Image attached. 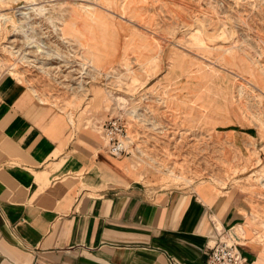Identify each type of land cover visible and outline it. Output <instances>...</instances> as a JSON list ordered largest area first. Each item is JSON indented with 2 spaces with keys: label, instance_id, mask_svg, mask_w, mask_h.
<instances>
[{
  "label": "rangeland",
  "instance_id": "374dc122",
  "mask_svg": "<svg viewBox=\"0 0 264 264\" xmlns=\"http://www.w3.org/2000/svg\"><path fill=\"white\" fill-rule=\"evenodd\" d=\"M9 75L78 132L123 116L157 189L264 193V0H0Z\"/></svg>",
  "mask_w": 264,
  "mask_h": 264
},
{
  "label": "crops",
  "instance_id": "0c3cea01",
  "mask_svg": "<svg viewBox=\"0 0 264 264\" xmlns=\"http://www.w3.org/2000/svg\"><path fill=\"white\" fill-rule=\"evenodd\" d=\"M12 77L0 80V264H207L213 218L234 228L243 264H264V193L157 189L103 132L73 130L87 127Z\"/></svg>",
  "mask_w": 264,
  "mask_h": 264
},
{
  "label": "built area",
  "instance_id": "2783aa9c",
  "mask_svg": "<svg viewBox=\"0 0 264 264\" xmlns=\"http://www.w3.org/2000/svg\"><path fill=\"white\" fill-rule=\"evenodd\" d=\"M103 136L107 151L115 158H124L130 155V147L125 143L127 126L123 116L110 119L103 126ZM217 231V238L210 249L207 264H243L240 251V238L231 234L234 228L220 231L215 218L212 219ZM242 240H244L242 238Z\"/></svg>",
  "mask_w": 264,
  "mask_h": 264
},
{
  "label": "bare ground",
  "instance_id": "6f19581e",
  "mask_svg": "<svg viewBox=\"0 0 264 264\" xmlns=\"http://www.w3.org/2000/svg\"><path fill=\"white\" fill-rule=\"evenodd\" d=\"M126 126H127V124H126ZM128 137H129V133H128V128H127V137H126V139H125V143H126V144H127V142H128ZM215 221L217 222L218 229H219L220 231H223L224 228L221 226V224L219 223V221H217L216 219H215ZM230 233L236 235L235 232H234V230L230 231ZM240 244H241V243H240Z\"/></svg>",
  "mask_w": 264,
  "mask_h": 264
}]
</instances>
